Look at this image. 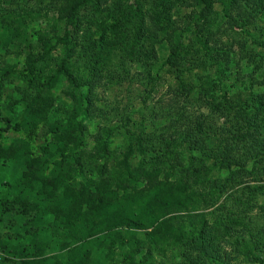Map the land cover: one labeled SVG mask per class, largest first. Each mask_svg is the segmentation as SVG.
Masks as SVG:
<instances>
[{
	"label": "trees",
	"instance_id": "obj_1",
	"mask_svg": "<svg viewBox=\"0 0 264 264\" xmlns=\"http://www.w3.org/2000/svg\"><path fill=\"white\" fill-rule=\"evenodd\" d=\"M222 1L196 3L201 7L200 15L208 17ZM229 1L235 4V0ZM247 1L255 8L249 22L256 18L264 21V0ZM110 3L112 0H51L46 10L25 6L18 11L0 12V24L9 34L8 38L0 35L4 49L0 59V181L7 164L22 166L9 184L0 183L10 188L0 200V208L22 207L23 214L32 216L21 227L25 236H32L31 243L11 246L9 251L14 257L8 256L5 261L16 264L20 257L21 264H157L155 256L166 257L171 246L189 248L201 262L217 264L224 254L222 242H229L238 228L245 226L242 216L208 217L203 211L204 204L208 205L204 193L194 189L200 183L198 177L191 182L186 176L162 168L161 161L147 166L145 157L150 150L143 132L131 133L130 142L118 158L110 156L109 130L98 134L95 145L88 149L85 120L94 111V101L76 93L82 84L74 74L72 59L80 45L79 35L87 41V53L101 57L120 33L131 28V16L138 15L119 1L112 6ZM87 8L94 9L95 17L82 15ZM48 12L54 13L52 18H47ZM43 19L60 24L63 33H49ZM144 22L141 17L132 40L121 47L134 58L145 56L148 49L151 65L157 55L154 48H148L147 41L152 45L159 31L161 35L171 34L153 20L148 36ZM204 31L208 34L196 33L198 49L187 48L181 39L171 36L164 64L182 74L191 71L185 67L187 57L214 50L209 44L215 34L208 28ZM260 45L262 52L255 55L264 83V39ZM58 47L62 50L60 64L46 75L42 63ZM211 61L217 66L218 80H212L207 64L200 66L205 71L201 80H206L201 99L214 115L229 119L231 126L222 131L230 145L228 153L248 143H257L256 148L263 149L264 91L256 90L253 82L229 85L221 61L210 57ZM66 81L72 90L61 92L59 88ZM15 82L25 83L27 88H18L7 101L5 90ZM164 83L159 73L149 74V94L159 93ZM180 90L188 97L192 94L183 84ZM59 101L70 109L67 121L54 118ZM207 122L196 120L195 126L188 125L183 137L168 145L167 152L176 155L196 150L204 143L200 133ZM207 128L211 129L212 123ZM221 160L220 168L226 166L225 159ZM88 165H95L101 177L87 175ZM257 188H250L251 193ZM36 224L39 229L32 231Z\"/></svg>",
	"mask_w": 264,
	"mask_h": 264
},
{
	"label": "rangeland",
	"instance_id": "obj_2",
	"mask_svg": "<svg viewBox=\"0 0 264 264\" xmlns=\"http://www.w3.org/2000/svg\"><path fill=\"white\" fill-rule=\"evenodd\" d=\"M117 1L122 6H129L137 11L138 15L131 16L128 21L131 28L124 34L120 33L109 44L108 52L98 58L87 53V41L83 35H79L82 40L76 46L72 59L75 64L74 74L82 84V88L76 90L77 95L94 101V111L85 120L88 149L95 145L98 134L109 130L110 156L118 158L130 142L131 133L143 132L150 150L145 157L147 166L151 167L150 163L152 166L159 165L161 161L162 168L171 169L176 175L186 176L191 182H196L195 178L198 177L200 183L194 184V189L204 193L208 205L204 204L203 211L208 217L244 218L245 226L238 228L229 242H222L224 254L222 261L217 264H264V148L258 146V150L257 143H248L229 154L230 145L226 134L222 133L231 126L229 119L214 115L201 99V88H206V80H201L205 76V71L201 68L203 64H207L212 80H218L217 66H213L210 57L221 61L225 80L229 85L240 84L241 81L253 82L256 90L264 91L263 78L258 71L260 62L255 55L256 52H262L260 42L264 39V21L256 18L252 23L249 22L254 15V6L247 0H235L234 5L229 0H223L215 5L214 12L208 17L200 15L201 7L196 0H112L110 6ZM50 4L51 0H0V12L18 11L25 6L46 10ZM93 11V8H87L82 11V15L94 16ZM53 15V12H48L47 18H52ZM141 17L144 18V29L148 36L154 20L167 28L171 36L181 39L182 45L187 48H200L196 33H207L204 30L208 28L215 34L209 44L214 50L211 54L203 50L187 57L185 67L191 71H183L184 74L172 71L164 64L170 53L171 36L161 35L163 33L159 31L157 36H153L152 45L150 40L146 43L149 49L154 48L157 55V60L152 61L151 65L148 49L145 56H128L121 45L126 40H132L136 33L135 26ZM42 21L49 33H63L60 24L46 19ZM86 33L87 30L83 31L84 35ZM0 35L4 38L9 36L8 29L1 24ZM244 42L245 47L242 48ZM3 50L0 44V59ZM61 51L58 47L42 63L41 67L45 69L46 75L58 68ZM156 73L164 77L165 83L159 93L149 94L147 78L149 74ZM180 84L188 86V91H192L190 97L180 90ZM61 86V92L70 91L73 87L67 81ZM18 88L24 90L27 86L21 82L9 84L5 90V99L8 101L9 96L16 93ZM60 96L66 99L63 93ZM55 109V120L67 121L70 109L66 103L57 102ZM196 120L212 123L211 129L207 128L208 122L205 129L201 127L203 131L200 134L205 139L204 143L194 151L170 155L167 152L168 145L172 146L180 140L184 135L183 130L188 125L195 126ZM194 132L197 133L196 130ZM150 146L153 147L150 149ZM223 152L229 155H224ZM221 159H225L226 163L222 168L218 167L223 162ZM21 168L20 164H7L0 183L9 184L19 175ZM87 175L101 177L95 165L87 166ZM249 187L259 188L253 194ZM9 191V186L0 185V200ZM9 198L12 199V195ZM21 208H0V256L3 259L0 264H13L5 261L6 257L13 256L9 251L11 246L31 243L32 236H25L21 227L32 216L23 214ZM36 228L39 229L37 224L32 231ZM5 244L9 246L5 247ZM191 251L186 247L170 246L166 257L156 255L155 262L208 264L201 262L197 253ZM16 260V264H21L20 257Z\"/></svg>",
	"mask_w": 264,
	"mask_h": 264
},
{
	"label": "built area",
	"instance_id": "obj_3",
	"mask_svg": "<svg viewBox=\"0 0 264 264\" xmlns=\"http://www.w3.org/2000/svg\"><path fill=\"white\" fill-rule=\"evenodd\" d=\"M2 260V257L0 256V261Z\"/></svg>",
	"mask_w": 264,
	"mask_h": 264
}]
</instances>
